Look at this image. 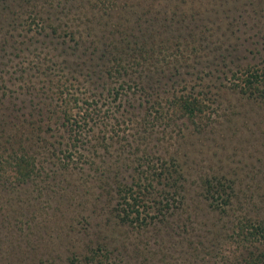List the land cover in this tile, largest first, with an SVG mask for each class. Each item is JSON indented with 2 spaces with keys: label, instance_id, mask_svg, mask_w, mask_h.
I'll return each instance as SVG.
<instances>
[{
  "label": "rangeland",
  "instance_id": "rangeland-1",
  "mask_svg": "<svg viewBox=\"0 0 264 264\" xmlns=\"http://www.w3.org/2000/svg\"><path fill=\"white\" fill-rule=\"evenodd\" d=\"M59 1L64 7L57 4ZM53 3L58 9L51 16L56 35H51L47 21L44 23L50 17L49 2H38L23 10L16 7L14 13L0 16V43L3 36L8 40L5 52L2 56L0 53V103L13 109L15 115L35 122L38 113L54 107L48 106L51 100L59 106L57 100L69 95L68 109L73 118L80 121L85 114L81 109L97 107L96 112L111 121L110 126L118 135L107 134L97 120L89 121L81 135L70 133V128L68 131L50 124L51 131L46 133L44 144L47 148L54 145L57 157L72 155L75 160L61 159L60 165L50 157L53 148L40 150L41 155L37 156L44 163V173L13 195V210L19 213L21 206L26 210L15 223L14 211L8 206H3L8 222L3 221L0 211V228L3 226L13 235L4 237L7 230L0 231V264H36L38 259L51 262L52 258L58 264H66L72 253L81 254L86 245L99 242L110 243L111 249L132 256L130 264H141L143 257L151 264H226L240 252L232 235V222L243 215L240 204H234L223 217L206 209L204 202L192 205L189 195L188 206L182 213L183 222L178 221L185 222V232L179 235L175 232L176 237L171 239L166 237L165 229L158 235L153 227L138 232L114 226L110 213L115 203L112 195L116 181H131L135 175L138 163L132 160L144 149L155 147L158 153L152 158L154 162L166 150L188 167L192 196L200 193L196 182L199 177L212 171H225L221 174L238 181V193L246 199L242 201L244 204L247 201V208L252 207L248 199L256 194V189L261 193L264 179V106L259 108L246 101L233 87L232 74L224 64L234 71L237 65L264 60V0H100L97 3L86 0L84 6L77 0H53ZM105 7L114 15L111 24L116 27L117 41L126 40L125 33L139 35L141 28L154 35L158 49L164 48L159 57L164 66L156 76L153 95L160 99L173 93L203 91L207 95L208 119L196 122L203 129L197 130L196 125L177 116L176 122H183L185 127L156 124L147 126V131L141 133L130 131V124L122 122L129 117L137 120L144 117L145 111L138 108L139 99L120 100L124 94L110 91L116 87L115 78L105 81L91 73L96 63L85 65L81 62L85 60L71 63L66 47H73L74 43L68 35L82 34L86 26L96 24L93 15L97 16ZM35 15L41 19L39 27L35 26L37 21L33 24ZM123 15L129 20L125 21ZM171 17H183L185 21L168 26L163 19ZM153 19H157V25L150 22ZM104 30L102 21L99 32ZM189 34H194L195 46L200 51L199 60L193 63L183 61L188 48L184 40ZM172 62L180 66L179 74L170 71ZM213 66L222 69L210 70ZM127 73L132 86L138 73L135 69ZM131 104L137 107L134 114L128 107ZM106 126L109 127L108 122ZM92 147L96 150L94 155ZM90 160L94 163L90 164Z\"/></svg>",
  "mask_w": 264,
  "mask_h": 264
},
{
  "label": "trees",
  "instance_id": "trees-1",
  "mask_svg": "<svg viewBox=\"0 0 264 264\" xmlns=\"http://www.w3.org/2000/svg\"><path fill=\"white\" fill-rule=\"evenodd\" d=\"M77 1L81 4L80 6H84L86 0ZM87 1L89 3L91 0ZM38 2L42 4L50 3V17H46L44 23L47 21V26L51 28V35H56L57 29L51 24V16L57 13L58 9L53 0H0V16L6 13H14L16 7L18 10H23L26 7L37 5ZM97 2H100V0H96ZM57 4L62 5V1L57 2ZM62 6L64 7V4ZM105 6L107 7L109 4H105ZM106 7L103 12L97 13V16L93 15L96 24L92 22L93 25L86 26L82 34L72 32L68 35L74 43L73 47H68V45L66 47L69 52L68 54L66 51V54L71 55L72 58L71 63L75 64L79 60H85L81 61L85 65L88 62L96 63L91 73L98 78H104L105 81L115 78L116 87L110 91L114 92L115 95L124 94L125 97L123 96L120 100L125 101L136 97L139 99L138 108H143L145 111L144 117L138 120L129 117L122 122L130 124V131L141 133L147 126L156 124L164 127L175 126L177 129L185 127L183 122H176L175 118L177 116L185 118V122L188 121L194 126L196 125L197 130L202 128L201 124L199 125L196 122L208 119L206 116L208 110L207 95L203 91L195 94L187 92L181 95L173 93L166 99H160V97L153 95L155 91L153 84L158 81L156 76L159 75L160 67L164 66L162 65L163 61L159 59L163 55L164 48L160 46L158 49L154 35L147 33V29L142 30L141 28H139V35L125 33V39L127 40L129 35V40L120 39L117 41L116 27L111 24L114 15L109 14ZM122 18L125 21L129 20L124 15ZM163 20L168 22V26H172L184 22L185 18L171 17ZM35 21H37L36 27H39L38 22L42 23L37 15L33 17V24H35ZM102 21H104L105 30L100 33L99 25ZM156 21L157 19H153L150 22L157 25L158 22L156 23ZM138 26L141 25L138 24ZM193 37L194 34H189L188 39L184 40L187 42L188 48L183 61L185 60L187 63L188 61H191V63L196 62L200 58V55H198L200 51L197 50ZM74 38L76 41H74ZM6 44H8V40L3 36L0 43L1 56L5 52ZM63 44L66 45L67 41L64 40ZM66 63H68V59H66ZM168 63L166 64L168 65ZM171 64L170 71L173 70L179 74L180 66L174 65L177 64L176 62ZM224 65L227 71L232 74L233 87L238 90L246 101H251L259 108H263L264 60L258 64L237 65L234 71L229 65ZM192 66L194 65L189 67ZM131 69L132 72L135 69L138 73L132 86L129 85V82L132 83L131 77L127 79V72ZM209 69L220 71L222 68L213 66ZM198 73L197 71L196 74ZM160 85H164V83L160 81ZM136 93L140 94L139 97L136 96ZM68 97L70 96L68 95ZM68 97L61 96V99L57 100L61 103L59 106L58 103L57 106L53 104V100H51L48 106L54 107L43 113H38L39 118L37 116L38 120L35 122L26 120L20 115H15L13 109L4 108L3 103H0V202L2 203V206L0 204V211L4 222H8L9 217L4 213L3 208L8 206V209L14 211L12 205L13 195L18 194L19 190L28 186L29 183L35 182V179L42 172L44 173V163L37 155H41L40 150H45L48 146L44 142L46 133L51 131L50 124L66 130L70 128V133L75 131V133L81 135L84 134V128L89 121L97 120L99 121L98 125L106 128L107 134L118 135L116 129L110 126L111 121L100 115V112H96L97 107L81 109L85 114L81 115L80 121L73 118L71 110L68 109L70 104ZM128 107L133 109L132 114H134V109L137 107L132 106V104ZM33 116L35 117V115H29L30 118ZM106 122H108L109 127L106 126ZM93 138L94 136L91 137V139ZM50 148H53L50 152L51 159L55 158L60 165L61 159L75 160L72 155L68 158L65 156L59 158L56 155L58 150L54 145L48 147L47 151ZM154 150L155 147L151 150L144 149L137 157L136 154H133L136 157L132 160L133 163H138L135 175L132 176L131 181H116L114 196L112 195L115 203L110 212L115 220L114 226L119 228L129 227L138 232H146L148 227H153L155 233H159L158 235L164 233L165 229L166 237L169 236L172 239L174 236L176 237V234L179 235L185 232V222L181 224L178 221L183 220L181 219L182 213L186 210L185 207L188 206L189 195L191 196L192 205L200 201L204 202L207 204L206 209L223 217L227 216L234 204L238 203L243 215L232 222V235L238 241L240 252L236 257H232L231 260L227 261L226 264H264V179L261 181V193H258L259 189H256V194L248 199L251 208H247V201L244 204L245 201H242L244 199L243 195L241 196L238 193V181L225 173L221 174L225 171L218 173L212 171L211 174L199 177L196 182L200 193L192 196L189 192L190 184L188 187V167L183 162L181 163L174 153L166 150L163 151L165 155L158 156L156 162H154L152 158L154 154L158 153ZM95 153L96 150L93 148L92 155ZM90 159L92 160V158ZM91 160L89 163L93 164L94 162ZM24 210L26 208L21 206L17 210L19 213L14 211L12 216L14 223L23 214ZM189 216L196 217L194 214ZM1 229L7 230L4 237L13 236L3 226H1L0 231ZM1 243L2 240H0V245ZM179 244H181V241ZM137 254L139 256L138 252ZM130 257L132 258V256L125 255L119 249H111L110 243L99 242L96 245H86L81 254L79 252L78 254L72 253L66 259V264H130ZM125 259L128 260L127 263ZM38 260L36 264H58L53 258L51 262ZM146 260L147 258L143 257L141 264H151L150 260ZM164 262L162 260V263Z\"/></svg>",
  "mask_w": 264,
  "mask_h": 264
}]
</instances>
